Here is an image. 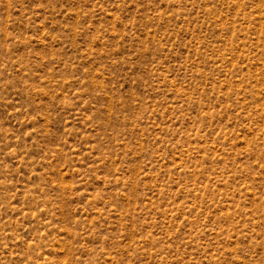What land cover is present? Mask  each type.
<instances>
[{
	"label": "rangeland",
	"instance_id": "374dc122",
	"mask_svg": "<svg viewBox=\"0 0 264 264\" xmlns=\"http://www.w3.org/2000/svg\"><path fill=\"white\" fill-rule=\"evenodd\" d=\"M0 264H264V0H0Z\"/></svg>",
	"mask_w": 264,
	"mask_h": 264
}]
</instances>
